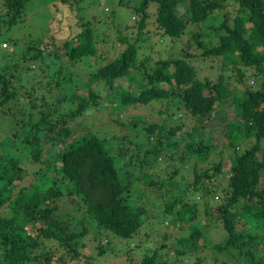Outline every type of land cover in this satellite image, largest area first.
I'll use <instances>...</instances> for the list:
<instances>
[{
  "label": "trees",
  "instance_id": "trees-1",
  "mask_svg": "<svg viewBox=\"0 0 264 264\" xmlns=\"http://www.w3.org/2000/svg\"><path fill=\"white\" fill-rule=\"evenodd\" d=\"M30 1L0 0V35ZM49 1L62 8L56 30L0 48V110L12 125L7 147L0 142V264H93L92 250H114L113 236L128 245L152 224L155 189L174 228L196 218L199 195L224 232L211 242L196 220L172 255L145 247L138 264H184L206 247L226 255L221 264H264V0H116L136 31L114 24L107 6L101 21L84 0ZM154 35L179 55H139ZM192 47L229 72L222 64L215 80L199 78ZM230 79L242 84L233 96ZM154 103L159 116H123ZM101 108L111 117L87 126L81 116ZM157 166L173 186L145 171Z\"/></svg>",
  "mask_w": 264,
  "mask_h": 264
},
{
  "label": "rangeland",
  "instance_id": "rangeland-1",
  "mask_svg": "<svg viewBox=\"0 0 264 264\" xmlns=\"http://www.w3.org/2000/svg\"><path fill=\"white\" fill-rule=\"evenodd\" d=\"M53 1L49 0H32L28 3L26 6V13L23 16V19L17 24L16 27L11 28L9 31L3 33L0 35V48H3V42H7L9 44V47H5L4 49L7 51L14 50V46L10 44L6 39H9V37H16L19 39V42L22 40H27L32 35L37 37H42L46 32L48 34L49 31L56 30L57 27H59L58 19L60 18V13L62 11V8H59V10H55L51 3ZM81 5L88 7L89 11L94 15H98L99 19L101 21H104L105 18H107L109 15V12L104 11V7L107 6L109 9H111L113 12L110 13V16L114 13L115 16L113 19H116L114 24L116 25H124V23H128L127 25L129 28L136 31V23L134 22L133 18L130 19V11L128 9L124 10L121 8H118V4L116 0H84ZM76 7V6H75ZM116 17V18H115ZM130 19V20H129ZM128 21V22H126ZM149 30L153 31L154 33H158L157 29L152 25L148 24V26L143 30ZM57 38H59V34L54 32ZM186 35V34H185ZM155 37H152V39L147 40L146 46L142 47L140 45L139 47V55L141 54H149L152 56L151 61H155L157 58H164L168 56V52L171 53L172 56H177L180 53V45L176 48L171 47V42L169 41L168 37H163L162 40L159 42V36L154 35ZM187 36V35H186ZM46 38V37H45ZM183 40V39H182ZM180 40V41H182ZM21 43V42H20ZM115 45L118 47V43L115 42ZM152 45V46H150ZM116 50V49H115ZM114 52H109L107 54V59L110 56H113L115 54ZM193 52L199 54L200 56L194 57L193 59H190L192 65H194L196 69V75L199 78H203L207 76L211 80H215L219 72H221V65L222 58L219 57L218 59H213V57H202L201 51L198 49H194L192 47L191 49ZM1 53V52H0ZM1 55V54H0ZM18 55V54H17ZM16 55V57H17ZM111 59V57L109 58ZM15 59H7V61L12 62ZM227 70L224 71L226 73L229 72V67H231V64H226L223 66H227ZM73 70V68L71 67ZM232 72V71H231ZM248 72V69H247ZM255 76L252 75V77H248L246 81V85L250 87H255L259 84V81H256L254 79ZM229 90H231L232 96L235 91H240L242 88V84L236 83L233 79H230L229 85H226ZM94 87V85H93ZM79 92L81 94H88L87 90L79 89ZM232 96H229L228 99H232ZM158 108L157 104L154 103L153 106H145V108H138L129 106L125 109L124 115L127 118L132 116L133 114L137 113H143V114H149L152 116H159V114L156 112V109ZM230 109H228L229 111ZM95 114H99L104 120H107L108 117H111L108 113V110L106 108H101L99 111L97 109L91 110L90 112H87L81 118L84 122H86V125L91 128H97L98 121L95 120L92 116ZM109 121V120H108ZM207 124L212 125L215 122V117L210 118L207 120ZM206 124V123H204ZM11 123L8 120V117L4 115V113L0 110V142L2 145V148L5 149L7 147V142L9 139H11ZM105 125L102 123V127ZM252 137H246L243 138L242 141L244 143L251 142ZM114 143L117 145L118 141L114 140ZM262 146H264V141L261 143ZM46 149V145H45ZM18 149H13L12 152L17 153ZM160 160H163V157H158ZM31 161V159H30ZM162 164L165 165L162 161L156 162V165ZM199 166L201 164H198ZM29 169V167H28ZM30 169H32L30 167ZM29 169V170H30ZM145 171H149L150 173H154L155 175H159L164 182H162V186H166L167 188H170L173 186V184L168 183V180H164L163 177H165V173L169 174L168 168L164 169L161 166L153 167V168H146ZM27 176H25L26 178ZM28 179V178H27ZM15 184L19 183V180H16L14 182ZM154 191V190H153ZM155 195H154V201L151 202L150 205L146 208L147 215L154 216L152 224L145 223L140 228L139 232L137 233V238L134 237L133 240H131L130 244H126L122 242H117L119 239L117 237L111 238V244H114V250L106 249L105 253L103 254H97V250H92L93 254L95 255V259L93 260V264H138L139 260L141 258V251L144 250L145 247H151L156 248L159 247L161 250L160 252L168 253L169 255H172L173 252V244L179 239V237L187 236L189 229L191 225H195L196 220H200L201 223H207L208 230L206 232V235L210 238L211 242H216L221 240L223 236L224 229L220 226V223L215 221L212 223V219L209 218L205 214V205H203V199L202 197L199 198V195H196L195 200L199 202V205L197 207L196 211V218L192 221L185 222L184 226L177 227L172 226V223L170 221V216L165 215V211L163 210L164 205L161 204L164 202V199L161 196H157L156 189H155ZM214 200H209L208 203L210 206L217 205L218 202L213 195ZM146 205V204H145ZM211 211H214V208L211 209ZM164 214V215H161ZM168 217V218H167ZM167 218V219H165ZM145 218L144 220H147ZM249 228V227H248ZM163 244H166V247L163 249L161 246ZM264 246V244H263ZM261 254H264V247L260 248L259 250ZM214 252H210L208 248L203 249H194L190 256L191 258L187 261L184 260V264H221V260L226 257L224 253H218L216 252V259L214 258ZM198 258V259H197Z\"/></svg>",
  "mask_w": 264,
  "mask_h": 264
},
{
  "label": "built area",
  "instance_id": "built-area-1",
  "mask_svg": "<svg viewBox=\"0 0 264 264\" xmlns=\"http://www.w3.org/2000/svg\"><path fill=\"white\" fill-rule=\"evenodd\" d=\"M3 47H8V44L3 42Z\"/></svg>",
  "mask_w": 264,
  "mask_h": 264
}]
</instances>
